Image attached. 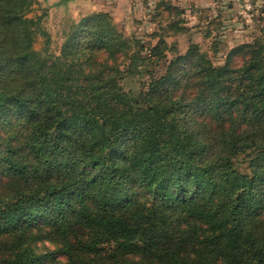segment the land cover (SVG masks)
I'll return each mask as SVG.
<instances>
[{"label": "trees", "instance_id": "trees-1", "mask_svg": "<svg viewBox=\"0 0 264 264\" xmlns=\"http://www.w3.org/2000/svg\"><path fill=\"white\" fill-rule=\"evenodd\" d=\"M33 5L0 0V264H264V38L157 75L166 43L106 13L44 56ZM127 74L150 80L128 93Z\"/></svg>", "mask_w": 264, "mask_h": 264}, {"label": "rangeland", "instance_id": "rangeland-1", "mask_svg": "<svg viewBox=\"0 0 264 264\" xmlns=\"http://www.w3.org/2000/svg\"><path fill=\"white\" fill-rule=\"evenodd\" d=\"M33 1L28 18L43 17V28L49 34V38L37 36L34 45L37 52L44 56H61L76 24L92 14L106 13L112 27L126 39L142 42L151 48L161 40L166 43L163 49L166 59L150 68V72L155 71L157 75H164L173 62L185 56L192 47H197L198 52L215 67H222L236 49L264 38V0H125L123 4L117 0ZM161 1L169 2L177 11L169 12L166 7L155 11L156 4ZM175 25L179 30L172 28ZM241 60L242 56L235 55L233 64L238 65ZM127 63L120 57L122 69ZM149 80L148 76L127 74L121 85L125 92L138 94ZM8 186L9 183L4 182L0 192L7 190ZM59 246L50 241L37 245L41 254L55 252ZM133 263L139 264L137 260ZM57 264L69 262L58 255Z\"/></svg>", "mask_w": 264, "mask_h": 264}, {"label": "crops", "instance_id": "crops-1", "mask_svg": "<svg viewBox=\"0 0 264 264\" xmlns=\"http://www.w3.org/2000/svg\"><path fill=\"white\" fill-rule=\"evenodd\" d=\"M105 1H106V0H105ZM109 1L112 2V0H109ZM117 1H118L120 4H123L125 0H120V1L117 0ZM181 1H184V0H181ZM100 10H102V9H100ZM105 10H106V9H104V11H105ZM94 11H96V10H94Z\"/></svg>", "mask_w": 264, "mask_h": 264}, {"label": "built area", "instance_id": "built-area-1", "mask_svg": "<svg viewBox=\"0 0 264 264\" xmlns=\"http://www.w3.org/2000/svg\"><path fill=\"white\" fill-rule=\"evenodd\" d=\"M247 3H249V1H247ZM250 7V6H249Z\"/></svg>", "mask_w": 264, "mask_h": 264}]
</instances>
